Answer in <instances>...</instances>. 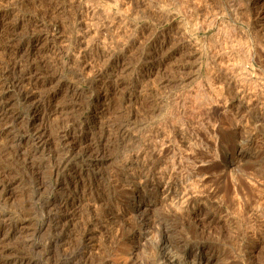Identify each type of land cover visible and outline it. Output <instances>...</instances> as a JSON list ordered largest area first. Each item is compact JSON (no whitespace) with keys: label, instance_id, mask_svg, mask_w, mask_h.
<instances>
[{"label":"rangeland","instance_id":"374dc122","mask_svg":"<svg viewBox=\"0 0 264 264\" xmlns=\"http://www.w3.org/2000/svg\"><path fill=\"white\" fill-rule=\"evenodd\" d=\"M0 2V209L27 227L9 245L30 264H264V0ZM13 64L56 94L34 174L14 162L33 142ZM61 128L99 139V162L75 154L50 173Z\"/></svg>","mask_w":264,"mask_h":264},{"label":"bare ground","instance_id":"6f19581e","mask_svg":"<svg viewBox=\"0 0 264 264\" xmlns=\"http://www.w3.org/2000/svg\"><path fill=\"white\" fill-rule=\"evenodd\" d=\"M1 3V2H0ZM65 8V7H64ZM85 8V7H84ZM49 12V11H48ZM82 12V11H81ZM88 13V12H87ZM86 13V14H87ZM44 14V13H43ZM85 14V13H84ZM52 15V14H51ZM84 16V15H83ZM86 16V15H85ZM85 16H84V18H85ZM88 16H90L91 18H92V16H93V14H92V16L91 15H89L88 14ZM82 17V16H81ZM90 19V18H89ZM41 20V19H40ZM49 20V19H48ZM84 21H85V19H83ZM93 20V19H92ZM90 21V20H89ZM83 22V21H82ZM88 22V21H87ZM86 22V23H87ZM91 22V21H90ZM85 23V22H84ZM92 23V22H91ZM80 24V23H79ZM82 24V23H81ZM115 24V23H114ZM5 25V24H4ZM34 25V24H33ZM35 25H36V23H35ZM39 25V24H38ZM37 25V26H38ZM42 25H43V23H42ZM41 25V26H42ZM46 25V24H45ZM54 25V24H53ZM84 25H86V24H84ZM93 25V24H92ZM36 26V27H37ZM44 26V25H43ZM46 26H49V25H46ZM55 26V25H54ZM83 26V25H82ZM90 25H89V23H88V26L86 25V26H84V28L85 27H89ZM36 27H33V29L34 28H36ZM40 27V26H39ZM56 27V26H55ZM41 28V27H40ZM46 28V27H45ZM44 27H43V29H45ZM49 28V27H48ZM59 28V27H58ZM92 28V27H91ZM100 28V27H99ZM39 28H36V30H38ZM86 29H88V28H86ZM86 29H84V36H87L88 34H90V31H86L85 32V30ZM97 29V28H96ZM49 30V29H48ZM59 30H60V28H59ZM80 30V29H79ZM35 31V30H34ZM49 31H51V30H49ZM53 31H54V29H53ZM81 31V30H80ZM14 32V31H13ZM43 32H45V31H43ZM60 32V31H59ZM58 32V33H59ZM92 32V31H91ZM94 32V31H93ZM10 33V32H9ZM40 33V32H39ZM55 33V32H54ZM95 33V32H94ZM93 33V34H94ZM50 34H51V32H50ZM79 34V33H78ZM43 35H44V33H43ZM46 35V34H45ZM54 35V34H53ZM96 35V34H95ZM47 36V35H46ZM80 36V35H79ZM84 36H82V37H84ZM55 37V36H54ZM88 38H90L89 36H88ZM107 38V37H106ZM9 39V38H8ZM30 39V38H29ZM42 39H43V37H42ZM48 39H50V37L48 38ZM54 39V38H53ZM91 39H94V38H92L91 37ZM97 39V38H96ZM110 39V38H109ZM7 40V39H6ZM84 40V39H83ZM87 40H89L90 41V39H87ZM34 41V40H33ZM38 41V40H37ZM35 42L34 44L32 43V45H30L28 48L27 47H24V48H27L26 49V57H28V58H30L31 60H32V57L33 56H35V55H38V53L40 54L43 50H44V47H43V45L42 44H44L45 42H41L42 44H40V43H38V42ZM50 41V40H49ZM80 41H81V39H80ZM80 41H79V43H80ZM86 41V40H85ZM97 41V40H96ZM102 41H103V39H102ZM106 41V40H105ZM90 42H92V40L90 41ZM89 42V43H90ZM104 42V41H103ZM118 42V41H117ZM18 43V42H17ZM55 43V42H54ZM87 43H88V41H87ZM94 43V42H93ZM96 43V42H95ZM101 43V42H100ZM27 44V43H26ZM52 44V43H51ZM98 44V43H97ZM226 44V43H225ZM48 45V44H47ZM53 45V44H52ZM88 45V44H87ZM104 45V44H103ZM106 45V44H105ZM45 46V45H44ZM81 46V45H80ZM79 46V47H80ZM85 46H86V43H85ZM93 46H94V44H93ZM97 46V45H96ZM95 46V47H96ZM102 46V45H101ZM49 47V46H48ZM51 47V46H50ZM70 47V46H69ZM76 47V46H75ZM98 47V46H97ZM106 47V46H105ZM78 48V47H77ZM86 48V47H85ZM88 48V47H87ZM99 48V47H98ZM101 48H103V46L101 47ZM107 48V47H106ZM109 48V47H108ZM112 48V47H111ZM47 49H49V48H47ZM60 49V48H59ZM80 49V48H79ZM90 49H92V48H90ZM105 49V48H104ZM103 49V50H104ZM11 50V49H10ZM23 50V49H22ZM52 50V49H51ZM56 50V49H55ZM58 50V49H57ZM78 50V49H77ZM102 50V49H101ZM24 51H25V49H24ZM65 51V50H64ZM83 51V50H82ZM82 51H80L81 53H82ZM96 51V50H95ZM78 52V51H77ZM89 52V51H88ZM92 52V51H91ZM101 52V51H100ZM104 52H106V51H104ZM54 53V52H53ZM10 54V53H9ZM14 54V53H13ZM78 54V53H77ZM80 54V53H79ZM93 54V53H92ZM44 55V54H43ZM75 55V54H74ZM100 55V54H99ZM10 56V55H9ZM50 56V55H49ZM57 56V55H56ZM76 56V55H75ZM79 56V55H78ZM78 56H77V59H79L78 58ZM87 56V55H86ZM93 56V55H92ZM16 57V56H15ZM20 57V56H19ZM82 57V56H81ZM88 57H89V55H88ZM90 57H91V55H90ZM96 57V56H95ZM101 57V56H100ZM103 57V56H102ZM109 57V56H108ZM2 58V57H1ZM14 58V57H13ZM34 58V57H33ZM36 58V57H35ZM34 58V59H35ZM62 58V57H61ZM93 58V57H92ZM9 59V58H8ZM17 59V58H16ZM22 59V58H21ZM87 59V58H86ZM94 59V58H93ZM81 60V59H80ZM98 59H96V61H97ZM106 60V59H105ZM34 61V60H33ZM47 61V60H46ZM95 61V60H94ZM101 61H103V60H101ZM17 62V61H16ZM32 62V61H31ZM87 62H90L89 60L87 61ZM1 63V62H0ZM3 63V62H2ZM21 63V62H20ZM34 63V62H33ZM78 63V62H77ZM92 63V62H91ZM99 63V62H98ZM44 64V63H43ZM94 64V63H93ZM92 64V65H93ZM97 64V63H96ZM14 65V64H13ZM19 65V64H18ZM95 65V64H94ZM100 65V64H99ZM47 66V65H46ZM64 66V65H63ZM116 66V65H115ZM6 67V66H5ZM9 67V66H8ZM8 67H7V69H8ZM12 67V66H11ZM20 67V66H19ZM18 67V68H19ZM21 67H22V65H21ZM94 66H90L89 68H93ZM23 68V67H22ZM47 68V67H46ZM50 68V67H49ZM81 68H83V67H81ZM87 68V67H86ZM96 68H97V66H96ZM98 68H99V66H98ZM102 68H103V66H102ZM2 69V68H1ZM5 69V68H4ZM25 69V68H24ZM24 69H22V71H18V69L15 67V65L12 67V71L11 72H9L10 74V76H11V79H12V81H11V88H13V90H15L14 92H16V94H17V96H18V99H19V103H20V101L22 102V104L23 105H25V107H26V105H27V115L26 116H28V115H31V119H29L28 120V117H27V125H26V127H27V130L25 131L26 133H27V137L26 138H28L29 140H31V142H33L32 144H27L28 146L27 147H24V149H19L18 151H16L17 152V155H16V157H15V160H14V162H18L22 167H27V168H32V165H34L35 164V162H34V158H35V156L38 154V153H41V155H42V153L46 150V148H48L47 147V145H48V143H49V138H48V134H47V127L44 125V123H43V121H42V115L44 114V112H49L50 113V111H52L53 112V110L54 111H56L55 109H57V108H52L51 107V102L55 99V97H56V94L54 93V92H51V91H49V89H47L49 92H46L43 96H40V95H38V93L40 92H38V93H36V91H34V90H37V89H35V87H37V85H38V83H40L39 82V77H38V73H35L34 72V70L32 71V70H28V71H23ZM30 69H31V67H30ZM36 69V68H35ZM39 69V68H38ZM88 69V68H87ZM94 69H95V67H94ZM82 70V69H81ZM85 70V69H84ZM89 70V69H88ZM1 71V70H0ZM9 71H10V69H9ZM91 71V70H90ZM95 71V70H94ZM94 71H93V73H94ZM99 71V70H98ZM42 72V71H41ZM73 72V71H72ZM87 72V71H86ZM92 72V71H91ZM95 72H97V71H95ZM101 72V71H100ZM1 73V72H0ZM40 73V72H39ZM88 74H89V71L87 72ZM87 73H86V75H87ZM92 73V74H93ZM105 73V72H104ZM81 74V73H80ZM1 75V74H0ZM9 75H8V77H9ZM83 75H84V72H83ZM101 75V74H100ZM2 76V75H1ZM4 76H7V75H5V72H4ZM44 76V75H43ZM104 76V75H103ZM41 77V76H40ZM45 77V76H44ZM97 77V76H96ZM4 78V77H3ZM52 78V77H51ZM57 78H60V77H57ZM95 78V77H94ZM44 79V78H43ZM102 79V78H101ZM54 80V79H53ZM47 81V80H46ZM3 82V81H2ZM1 82V83H2ZM3 83H5V82H3ZM8 83V82H7ZM53 84H55V82H52ZM42 84V83H41ZM51 84V83H50ZM49 84V85H50ZM59 84V83H58ZM2 85V84H1ZM43 86V85H42ZM41 86V87H42ZM45 86H47V85H45ZM51 86V85H50ZM55 86V85H54ZM9 87V86H8ZM10 88V89H11ZM38 88V87H37ZM40 88V87H39ZM43 88H45V87H43ZM50 88V87H49ZM56 88V87H55ZM104 88V87H103ZM9 89V90H10ZM51 89H52V87H51ZM50 89V90H51ZM54 89V88H53ZM74 89V88H73ZM3 90V89H2ZM4 90H5V88H4ZM40 90V89H39ZM43 90V89H42ZM41 90V91H42ZM45 90V89H44ZM57 90V89H56ZM99 90V89H98ZM109 90V89H108ZM46 91V90H45ZM53 91V90H52ZM66 91V90H65ZM104 91H105V89H104ZM10 92H11V90H10ZM44 92V91H43ZM67 92V91H66ZM12 93V92H11ZM94 93V92H93ZM99 93V92H98ZM104 93V92H103ZM1 94V93H0ZM14 94V93H13ZM16 94H14V95H16ZM41 94V93H40ZM101 94V93H100ZM104 94H106V93H104ZM9 95V94H8ZM3 96V95H2ZM11 96V95H10ZM104 96V95H103ZM6 97V96H5ZM5 97H4V99H5ZM8 98V97H7ZM67 98V97H66ZM72 98V97H71ZM3 99V98H2ZM17 99V100H18ZM91 99V98H90ZM108 99V98H107ZM106 99V100H107ZM105 99L104 98H102V97H97V104L98 105H101V107L104 105V101ZM57 101V100H56ZM2 102H3V100H2ZM63 102V101H62ZM61 102V103H62ZM92 102V101H91ZM112 102V101H111ZM182 102V101H181ZM7 103V102H6ZM55 104H56V102H54ZM68 103H69V100H68ZM71 103H73V102H71ZM81 103V102H80ZM93 103V102H92ZM91 103V104H92ZM65 104V103H64ZM185 104V103H184ZM3 105H5V104H3ZM56 105H59L58 103L56 104ZM107 105V104H106ZM7 106V105H6ZM62 106V105H61ZM60 106V107H61ZM72 106V105H71ZM97 106V105H96ZM182 106V105H181ZM99 107V106H98ZM104 107V106H103ZM105 108V107H104ZM5 109V108H4ZM59 109H61V108H59ZM100 109V108H99ZM0 110L2 111L3 110V107H0ZM9 110V109H8ZM105 110V109H104ZM60 111V110H59ZM26 112V111H25ZM3 113V112H2ZM48 113V114H49ZM4 115H3V118H1V120H2V122H3V120H6L9 116L8 115H10V114H12V113H10V114H6V111L4 110V113H3ZM59 114V113H58ZM0 116H2V115H0ZM8 116V117H7ZM53 116V115H52ZM21 117V116H20ZM12 118H13V116H12ZM46 118V117H45ZM39 119V123H37L38 121H36V120H38ZM66 119V118H65ZM8 120V119H7ZM10 120V119H9ZM61 120H63V119H61ZM134 120V119H133ZM12 121V120H11ZM24 121V120H23ZM1 122V123H2ZM8 122H10V121H8ZM73 122V121H72ZM76 122V121H75ZM79 122V121H78ZM125 122V121H124ZM136 122V121H135ZM17 123V122H16ZM126 123H127V121H126ZM6 123H4V125H5ZM9 124V123H8ZM24 124V123H23ZM75 124V123H74ZM73 124V125H74ZM80 124V123H79ZM130 124H132L131 122H130ZM16 125V124H15ZM72 125V124H71ZM70 125V126H71ZM81 125V124H80ZM100 125V124H99ZM126 125V124H125ZM125 125H123L124 126V128L126 127H129V126H125ZM129 125V124H128ZM3 126V125H2ZM115 126V125H114ZM118 126H120V125H118ZM132 126V125H131ZM23 127V126H22ZM63 127V126H62ZM66 127V126H65ZM68 127V126H67ZM73 128L75 127V126H72ZM77 127H79V126H77ZM76 127V128H77ZM50 128V127H49ZM70 128V127H69ZM100 128V127H99ZM118 128V127H117ZM126 128H125V130H126ZM9 129H10V127H9ZM13 129V128H12ZM59 129V128H58ZM61 129H63V128H61ZM65 129V128H64ZM61 130L60 132H59V140H60V146H61V149L60 150H62V151H60V152H63V157L61 158L60 157V160L57 162V160L59 159L58 158V155H56V157L58 158H56L55 160V162H57L56 164H54V165H52V170H50V168L48 169L49 171H50V173H51V171L52 172H54V173H58L59 172V170L62 168V167H64L67 163H68V161L70 160V159H72L73 157L72 156H74L75 154L76 155H79L81 158H83V157H88V161L90 160L93 164H95L96 163V161L98 160V162H99V158H101L102 157V155H101V152H100V146H99V144H100V140L99 139H93L92 137V139H87V138H84V139H82V140H80V141H73L72 139L70 140L69 138V132L67 131V130ZM83 129V128H82ZM87 129V128H86ZM92 129V128H91ZM108 129V128H107ZM131 129V128H130ZM74 130H76V129H74ZM78 130V129H77ZM100 130V129H99ZM128 130V129H127ZM161 130H163V129H161ZM169 130V129H168ZM4 131L6 132V130L4 129ZM24 131L22 132L23 134H24ZM51 131V130H50ZM71 131H73V129L71 130ZM78 131H80V127H79V130ZM87 131H89V129L87 130ZM90 131H92V130H90ZM102 131V130H101ZM120 131V130H119ZM118 131V132H119ZM122 131V130H121ZM56 132V131H55ZM75 132V131H74ZM73 132V133H74ZM124 132V131H123ZM122 132V133H123ZM157 132V131H156ZM2 133V132H1ZM7 133V132H6ZM5 133V134H6ZM58 133V132H57ZM57 133H54V134H57ZM91 133H93V131L91 132ZM98 133H99V131H98ZM107 133H109V132H107ZM3 134V133H2ZM22 134V135H23ZM50 135H51V133H49ZM70 134H71V132H70ZM94 134H95V132H94ZM125 134V133H124ZM166 134V133H165ZM175 134V133H174ZM15 135V134H14ZM58 135V134H57ZM72 135V134H71ZM2 136V135H1ZM86 136H87V134H86ZM125 136V135H124ZM20 137V136H19ZM50 137V136H49ZM76 137V136H75ZM90 137V136H89ZM156 137V136H155ZM161 137V136H160ZM169 137V136H168ZM167 137V138H168ZM77 138V137H76ZM99 138H101V136L99 137ZM165 138V137H164ZM166 138V139H167ZM57 139H58V137H57ZM134 139V138H133ZM160 139V138H159ZM18 140H20V139H18ZM51 140H52V135H51ZM74 140H75V138H74ZM131 140V139H130ZM162 140H163V138L162 139H160L158 142H159V144H160V141L162 142ZM191 140V139H190ZM174 141V140H173ZM3 142V141H2ZM26 142V141H25ZM156 142V141H155ZM167 142V141H166ZM22 143V142H21ZM20 143V144H21ZM58 143V142H57ZM49 144H51V143H49ZM155 144V143H154ZM153 144V145H154ZM162 144L163 145H161L162 146V148L160 149V150H158V153L160 154V152H161V154H162V151H163V146H164V143L162 142ZM181 144V143H180ZM58 145V144H57ZM83 145V146H82ZM16 146V145H15ZM21 146V145H20ZM60 146H58V147H60ZM206 146V145H205ZM80 147H81V149H80ZM158 147V146H157ZM19 148V147H18ZM50 148V147H49ZM53 148H55V147H53ZM78 148H79V150H78ZM108 148V147H107ZM152 148V147H151ZM170 148V147H169ZM103 149V148H102ZM149 149V148H148ZM165 149V148H164ZM172 149V148H171ZM176 149V148H175ZM55 150H56V148H55ZM53 151V150H52ZM57 151V150H56ZM174 151V150H173ZM191 151V150H190ZM50 151H48V153H49ZM59 152V151H58ZM57 152V153H58ZM103 152V151H102ZM155 152V151H154ZM165 152V151H164ZM138 153V152H137ZM171 153V152H170ZM44 154V153H43ZM46 154V153H45ZM50 154V153H49ZM62 154V153H61ZM143 154V153H142ZM145 154V153H144ZM156 154V153H155ZM167 154V153H166ZM172 154V153H171ZM170 154V155H171ZM55 155V153H54V151H53V153L51 154V156L53 157ZM60 155V154H59ZM165 155V154H164ZM38 156V155H37ZM48 156H50V155H48ZM47 156V157H48ZM60 156H62V155H60ZM138 156V155H137ZM146 156V155H145ZM55 157V156H54ZM72 157V158H71ZM77 157V156H76ZM156 157V156H155ZM80 158V159H81ZM37 159V158H36ZM79 159V160H80ZM48 160V159H47ZM51 160V159H50ZM81 160H83V159H81ZM80 160V161H81ZM146 160V159H145ZM20 161V162H19ZM54 161V160H53ZM52 161V162H53ZM79 161V162H80ZM84 161H86L85 159H84ZM73 162V161H72ZM83 162V161H82ZM174 162V161H173ZM180 162V161H179ZM46 163H47V161H46ZM51 163V162H50ZM91 163V164H92ZM196 163V162H195ZM18 164V165H19ZM75 164V163H74ZM77 164V163H76ZM136 164V163H135ZM175 164V163H174ZM178 164V163H177ZM36 165V164H35ZM46 165V164H45ZM69 165V164H68ZM131 165V164H130ZM37 166V165H36ZM50 166V165H49ZM71 166V165H70ZM75 166V165H74ZM93 166V165H92ZM99 167V166H98ZM175 167V166H174ZM45 168V167H44ZM66 168V167H65ZM67 168H69V167H67ZM127 168V167H126ZM70 169V168H69ZM25 170V169H24ZM32 170V169H31ZM35 167H34V171L32 170V172H33V174L35 173ZM76 170V169H75ZM177 170V169H176ZM4 171V170H3ZM39 171V170H38ZM63 171V170H62ZM66 171V170H65ZM187 171V170H186ZM30 172V171H29ZM180 172V171H179ZM3 173V172H2ZM8 173V172H7ZM11 173V172H10ZM31 173V172H30ZM197 173V172H196ZM200 173V172H199ZM1 174V173H0ZM77 174V173H76ZM2 175V174H1ZM5 175H7V174H4V176ZM57 175V174H56ZM3 176V175H2ZM2 176L0 177V178H2ZM11 175H9V177H10ZM32 176V175H31ZM35 176V175H34ZM38 177V176H37ZM197 177V176H196ZM4 178V177H3ZM3 178H2V180H3ZM5 178H6V176H5ZM13 178V177H12ZM56 178V177H55ZM54 178V179H55ZM188 178V177H187ZM11 178H9V180H10ZM35 179H37V178H35ZM192 179V178H191ZM5 180V179H4ZM3 180V181H4ZM48 180V179H47ZM176 180V179H175ZM2 181V182H3ZM8 181V180H7ZM6 181V182H7ZM197 181V180H196ZM1 182V181H0ZM10 182V181H9ZM11 182H12V180H11ZM11 182H10V184H11ZM42 182V181H41ZM45 182V181H44ZM76 182V181H75ZM163 182V181H162ZM191 182V181H190ZM165 183V182H164ZM198 183V182H197ZM9 184V183H8ZM8 184H7V186H8ZM40 184V183H39ZM47 184V183H46ZM63 184V183H62ZM193 184V183H192ZM42 185V184H41ZM52 185V184H51ZM68 185V184H67ZM7 186H6V183H0V203L2 202L3 203V201L4 202H6L5 200H7V198H5V196H6V194H7ZM40 186V185H39ZM37 187V186H36ZM49 187V186H48ZM52 187H54V186H52ZM58 187H59V184H55V189L57 190L58 189ZM177 187V186H176ZM45 188V187H44ZM195 188V187H194ZM9 189V188H8ZM41 189H42V187H41ZM53 189V188H52ZM49 190V189H48ZM51 190V189H50ZM55 190V191H56ZM60 190V189H59ZM184 190V189H183ZM39 191V190H38ZM45 191V190H44ZM185 191V190H184ZM37 192V191H36ZM42 192V191H41ZM181 194V193H180ZM179 194V195H180ZM39 195V194H38ZM135 195V194H134ZM192 195V194H191ZM186 196V195H185ZM188 196V195H187ZM77 197V196H76ZM181 197V196H180ZM65 197H63V199H64ZM173 198V197H172ZM186 198V197H185ZM67 199V198H66ZM96 199V198H95ZM164 199V198H163ZM169 199V198H168ZM181 199V198H180ZM10 201H12V200H10ZM63 201V200H62ZM75 201H76V199H75ZM78 201V200H77ZM82 201V200H81ZM168 201V200H167ZM185 201H186V199H184V201H180L179 200V202H180V204L181 203H185ZM79 202V201H78ZM187 202V201H186ZM9 203V202H8ZM14 203V202H13ZM60 203V202H59ZM58 203V204H59ZM170 203V202H169ZM168 203V204H169ZM6 204V203H5ZM63 204V203H62ZM74 204H75V202H74ZM77 204V203H76ZM163 204H165L164 202H163ZM173 204V203H172ZM176 204V203H175ZM54 205V204H53ZM100 205V204H99ZM59 206H61V204L59 205ZM68 206V205H67ZM166 206V205H165ZM58 207V206H57ZM76 207V206H75ZM172 207V206H171ZM180 207V206H179ZM63 208V207H62ZM66 208V207H65ZM176 208V207H175ZM178 208V207H177ZM176 208V209H177ZM14 211V210H13ZM66 211V210H65ZM66 213V212H65ZM74 214V213H73ZM78 214V213H77ZM21 216V215H20ZM69 216V215H68ZM22 217V216H21ZM72 217V216H71ZM16 218H18V216L16 217ZM63 218V217H62ZM68 219V218H67ZM52 220V219H51ZM59 220V219H58ZM23 221V220H22ZM65 222V221H64ZM26 224V223H25ZM23 223L21 222V221H19V220H16L15 219V214L12 212V211H9V209L8 210H4V209H0V264H30L25 258H24V256H25V254H24V250H22V247H14V246H11V245H9V243L11 242V244H12V239L15 237V236H19L21 233H22V230H23V227L25 226L26 227V225H23ZM47 227V226H46ZM54 227H56V226H54ZM27 228V227H26ZM88 228V227H87ZM56 229V228H55ZM61 230V229H60ZM90 230H91V228H90ZM44 231H46V230H44ZM83 232V231H82ZM26 233V232H25ZM24 233V234H25ZM31 234V233H30ZM33 234V233H32ZM25 236V235H24ZM17 238V237H16ZM20 238V237H19ZM48 238V237H47ZM92 238V237H91ZM21 239V238H20ZM24 239V238H23ZM25 240H26V238H25ZM89 240V239H88ZM31 241V240H30ZM39 241V240H38ZM25 242V241H24ZM26 243V242H25ZM23 244V243H22ZM16 245H19V244H16ZM23 245H25V244H23ZM29 245V244H28ZM66 247V246H65ZM64 247V248H65ZM57 248V247H56ZM29 249V248H28ZM61 249V248H60ZM34 250V249H33ZM53 252V251H52ZM53 254V253H52ZM55 254V253H54ZM26 258H27V256H26ZM47 259V258H46ZM49 261H50V259H49ZM53 261H54V259H53ZM52 262V261H51ZM55 262V261H54ZM53 262V263H54ZM57 264V263H56Z\"/></svg>","mask_w":264,"mask_h":264}]
</instances>
